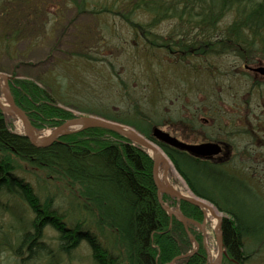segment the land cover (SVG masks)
<instances>
[{
  "label": "trees",
  "instance_id": "1",
  "mask_svg": "<svg viewBox=\"0 0 264 264\" xmlns=\"http://www.w3.org/2000/svg\"><path fill=\"white\" fill-rule=\"evenodd\" d=\"M70 1L83 9L90 0ZM15 2L0 0L2 52H10L18 42L17 36L8 34L12 31L8 15ZM140 9L160 17L144 24L134 18ZM99 10L122 13L133 28L144 34L152 33L150 27L164 17L176 18L183 28L181 32L174 30L171 36H199L202 31L204 36H216L218 17L235 10L236 15L223 28L222 36L246 50L253 44L249 36H264V0H106ZM144 37L151 47L167 48L181 58L191 54V48L181 38L161 42ZM189 39L191 46L193 40ZM261 41L264 46V38ZM115 45L118 49L119 44ZM78 55L98 59L90 52ZM113 71L120 77L115 68ZM10 87L17 104L37 129L54 127L74 117L71 109L135 128L161 146L195 195L225 214L222 230L227 254L223 264H253L264 256V208H244L246 200L237 191L239 182L248 186V176H244V171L236 174L217 162L159 141L153 135V127L161 125L162 120L143 111L140 100L133 101L135 110H130L134 113L131 114L110 110L108 106H76L66 98L63 85L58 90L47 79L19 78L13 73ZM130 87L125 84L124 91L135 97ZM263 191L264 188L250 187L249 202L263 204ZM61 196L79 199L78 214L73 218L55 206V198ZM163 199L176 204L167 194ZM180 208L188 217L203 221L199 206L182 200ZM4 213L10 219L0 224V256L13 253L20 258L19 264H72L78 257L86 259L75 254L82 240L87 241L91 251L89 264H166L193 247L182 222L171 219L160 203L153 159L143 148L100 127L85 128L60 136L49 146L36 147L27 136L11 130L0 109V216ZM46 227L56 234L43 233ZM197 240L198 251L181 264H207L203 240L199 235ZM157 250L161 251L158 258Z\"/></svg>",
  "mask_w": 264,
  "mask_h": 264
},
{
  "label": "rangeland",
  "instance_id": "2",
  "mask_svg": "<svg viewBox=\"0 0 264 264\" xmlns=\"http://www.w3.org/2000/svg\"><path fill=\"white\" fill-rule=\"evenodd\" d=\"M15 1L8 15L12 25V31L8 34L17 36L18 42L10 52L0 51V68L3 69L0 72L9 76L14 73L19 78L47 79L58 90L60 85H63L67 92L66 98L76 106H91L93 108L108 106L110 110L116 112H130V110L133 112L135 108L132 103L138 99L140 100L139 107L143 111L150 113L155 120H162L159 126L170 133H175V135L179 134L176 132L177 129L185 130V128H181L182 121L185 122L187 117L190 120L193 113L189 114V112L194 109L198 123V117L203 114L198 112L201 104L210 108V111L212 108L215 110V105L211 101L214 98L212 93L215 90L223 93L220 105L218 104L220 116L218 119H230L234 114L232 110H235L237 103L241 105L239 109H242L243 113L249 114V107L244 101L250 100V89L249 93H246L242 86L247 80L242 79V75L240 78L225 74L226 76L222 75L221 79L217 75L222 85L236 84L233 91H236V94L240 96L232 98L229 94L231 91L223 90L227 88H219V85L214 86L216 79H214L212 71L202 67L204 62H210L212 63L211 69L219 72L222 68L221 71L225 73L226 70L236 67L234 55L228 54V52L264 51L261 41L264 36H249V41L253 42L249 50L232 43L228 36H222L223 28L234 19L235 10L227 12L224 17H218L215 28L216 36L211 34L204 36V31H200V35L196 36L194 29H191L194 34L192 36L190 34L189 36H171L174 30L179 32L183 28L181 26L180 29L179 21L176 18L164 17L158 24L155 22L150 27L152 33L144 34L142 30L138 31L133 28L124 19L122 13L99 10L104 7L106 0H90L83 9L70 0ZM159 17L158 14L147 12L145 9H140L134 15L136 20L144 24ZM202 30L204 29L202 28ZM145 35L161 42L181 38L187 42L188 48H191L189 52L192 55H185L184 58H181L170 54L167 48L151 47L146 41ZM188 38L193 40L191 46ZM115 43L119 44L118 49ZM83 51L92 53L98 59L89 60L78 55ZM210 52L220 53L209 54ZM199 53H204L210 59L203 62L202 58L198 59L203 56L198 55ZM101 57L107 59L103 60ZM112 64L119 72L120 77L114 73ZM119 79L131 86L133 92L131 95L134 94L135 97L126 95L125 84ZM1 94L4 96L0 91ZM260 102H264V99H261ZM71 110L75 114H83L77 109ZM132 112L130 113L134 114ZM8 122L11 130L17 133L14 121L10 118ZM46 129L50 128L45 127L40 131ZM197 132L194 130L191 135L200 138ZM239 143L242 144L243 140ZM247 158L249 157L238 159L235 162L239 165H236H243ZM234 171L236 174L244 171V176H248L249 179V170L234 169ZM237 178L239 181L241 180L238 175ZM238 185L240 187L237 188L239 195L246 200L244 208L249 210V205L264 208V203L249 202V183L248 186L241 182ZM61 197L55 198V206H58L61 212L71 214L70 216L73 218L78 214L77 202L79 199L73 196ZM219 213L223 215L224 219L225 214L221 211ZM9 219L8 214H2L0 224H6ZM204 221L205 216L200 223H205ZM205 227L203 230L201 225L195 224L191 231L196 239L197 235L202 238L208 257V247L218 248V246L214 228L210 223H206ZM46 231L50 232L49 234H56L50 229H46ZM75 254L85 256L86 259L78 257L75 260L76 263L72 264H89L88 257L91 255V251L86 241H82ZM263 258L264 256L259 257L253 264H264ZM19 259L13 253L5 252L0 256V264H19ZM181 261H177L176 264H181ZM207 262H209L208 259Z\"/></svg>",
  "mask_w": 264,
  "mask_h": 264
},
{
  "label": "flooded vegetation",
  "instance_id": "3",
  "mask_svg": "<svg viewBox=\"0 0 264 264\" xmlns=\"http://www.w3.org/2000/svg\"><path fill=\"white\" fill-rule=\"evenodd\" d=\"M212 53L216 54L220 52H210L209 54ZM228 54L234 55L236 67L226 70L225 73L221 71L222 68H220L219 72L211 69L212 63L204 62L210 59V57L205 56L204 53H199L198 55L203 56H200L198 59L202 58L201 60L204 62L202 67L212 71L214 79H216L214 86L219 85V88H227L222 89L231 91L229 94H231L232 98L240 96L236 94V91H233L236 84L228 83L222 85V82L219 80L222 78V75H233L240 78L242 75V79L247 80L242 86L246 93H249L250 89V100L244 101L249 107V114L243 113V110L239 109L241 105L237 103L235 110H232L234 114H232L233 116L230 119H218L220 117L218 104L220 105L219 102L223 93L217 90L214 93L213 99L215 110L212 108V111H210V108L203 105L204 114L200 115L196 126L191 125L189 120L182 121L181 128H185V130L177 129L176 131L181 133L185 139H190L193 137L191 134L196 130L200 135L198 142H219L223 147V151L209 159L217 162L223 168L249 170V188L254 186L264 188V102H260L261 99H264V74L258 70L261 66H264V51H249L244 53L234 51L228 52ZM242 140L243 143L240 144L239 142ZM247 156L249 158L244 161L245 163L237 166L239 163L235 161Z\"/></svg>",
  "mask_w": 264,
  "mask_h": 264
},
{
  "label": "water",
  "instance_id": "4",
  "mask_svg": "<svg viewBox=\"0 0 264 264\" xmlns=\"http://www.w3.org/2000/svg\"><path fill=\"white\" fill-rule=\"evenodd\" d=\"M259 70L262 73H264V67H260ZM0 76H2L7 82V89L4 91L6 105H4L0 99V109L2 110L5 116L13 115V116L18 117L21 120L24 126V135L27 136L30 142L37 147L49 146L55 141H57L60 136H63L66 134H70V133H73V132H76V131H79L85 128L100 127V128H105V129L114 131L128 138L134 144L140 145L141 147L145 148V150L147 151L149 149L155 151L156 154L154 156L153 155L151 156L154 161L153 176H154V180H155L157 190H158L157 191L158 199L160 203L162 204V206L164 207V209L167 211V213L171 217H176L179 220H181V222L183 223L187 231L189 238L192 240L195 246L192 251L175 257L171 262L167 264H175L177 260L189 257L198 250L199 242L196 240L195 236L190 231L189 224L195 223L198 225H204V223L201 224L197 222L196 220L189 218L181 211V209L170 207L169 205L164 203L162 196L165 193V194L170 195L173 198H176L177 200H185L190 203H193L202 209L206 205L207 200L194 196L193 193L192 195H184L172 186H168L166 189L161 188L160 183H159L157 165H158L159 158L161 156L160 152L163 150L160 148L158 144L149 140L147 137H145L143 134H141L140 132H138L136 129H134L133 127L129 125H126V124H123V123H120L114 120H109V119H106L100 116L91 115V114H79L68 120H65L60 125L53 128L52 133L44 141L41 142L39 141V138L37 137V134H36V132L39 130L32 124V121L29 115L21 106L17 104L12 94L10 84H9L10 76L4 72H0ZM72 128H77V129L71 130ZM153 134L158 140L164 143L170 144L172 146H175L181 150L188 151L190 154L196 157H208V156L217 154L221 151V146L219 145V143L203 142V143H198V144H189V143L179 140L177 137L171 135L169 132L164 131L163 129L157 126L154 127ZM216 210L217 212H219L217 208ZM222 223H223V215L220 214V216L218 217V224L215 227L218 252H217L216 258L209 264H223V259H224V255L226 254V249H225L224 238H223Z\"/></svg>",
  "mask_w": 264,
  "mask_h": 264
},
{
  "label": "bare ground",
  "instance_id": "5",
  "mask_svg": "<svg viewBox=\"0 0 264 264\" xmlns=\"http://www.w3.org/2000/svg\"><path fill=\"white\" fill-rule=\"evenodd\" d=\"M6 89H7V82L2 76H0V91L4 94V91ZM0 99H1V102L4 105H6L5 97L2 94L0 95ZM10 118L15 123L16 132L17 133H24V126H23L21 120L16 116L7 115V120ZM68 119H70V118H68ZM68 119H65V120H68ZM55 127L56 126L49 127L50 129H46L43 131H40V129H39V131L36 132L37 137L39 138V141H41V142L44 141L52 133L53 128H55ZM76 129L77 128H72L71 130H76ZM216 143H219V142H216ZM219 145H221V144L219 143ZM173 147H175V146H173ZM175 148H177V147H175ZM221 151H223L222 146H221ZM148 152L150 155H153V156L156 154V152L151 150V149H149ZM160 153H161V156H160L159 161H158L157 170H158V177H159V183H160L161 188L166 189L168 186H172L184 195H192L193 192L188 188V186L185 183L182 176L177 172V170L175 169V167H174L171 159L169 158V156L164 151H161ZM201 159L206 160L204 158H201ZM153 166H154V161H153ZM193 195L197 196L194 193H193ZM197 197H199V196H197ZM199 198H201V197H199ZM208 202L209 201H207L206 205L202 209L203 213L205 215V223H204V225H202V228H203V230H205L206 223H210L211 226L214 228V232H215V227L218 224V217L220 216V213L217 212L216 207L212 203H210V202L208 203ZM56 207L58 210L60 209L58 206H56ZM69 227H73V226L71 225ZM46 229H48V227L43 229V233H45ZM223 238H224V236H223ZM82 241H86V240H82ZM82 241H81V243H82ZM203 244H204V242H203ZM76 250H75V252H76ZM208 252H209V262H212L217 256L218 248H216L215 246H210V247H208ZM160 253H161V251L157 250L156 258H158ZM89 259H90V256L88 257V260ZM209 262L207 264H209Z\"/></svg>",
  "mask_w": 264,
  "mask_h": 264
}]
</instances>
